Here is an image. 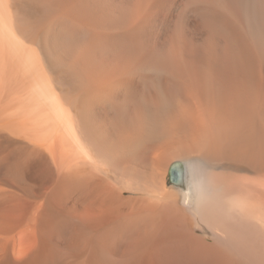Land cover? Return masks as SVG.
Masks as SVG:
<instances>
[{"label": "bare ground", "instance_id": "bare-ground-1", "mask_svg": "<svg viewBox=\"0 0 264 264\" xmlns=\"http://www.w3.org/2000/svg\"><path fill=\"white\" fill-rule=\"evenodd\" d=\"M0 264H264V0H0Z\"/></svg>", "mask_w": 264, "mask_h": 264}]
</instances>
